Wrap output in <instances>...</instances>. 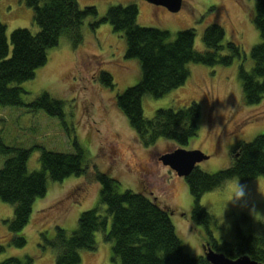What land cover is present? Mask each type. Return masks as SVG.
<instances>
[{"label": "rangeland", "instance_id": "obj_1", "mask_svg": "<svg viewBox=\"0 0 264 264\" xmlns=\"http://www.w3.org/2000/svg\"><path fill=\"white\" fill-rule=\"evenodd\" d=\"M258 1L184 0L182 9L172 12L147 0H78L82 8L96 6L101 16L112 5L135 3L141 26L167 29L173 35L194 28L195 47L199 51L206 50L205 29L217 23L225 29V41L242 46L247 69L253 66L251 50L261 41L253 23ZM0 16L7 26L10 43L16 28H28L34 33L39 30L34 9L26 0H0ZM91 20L88 18L82 28L84 41L77 49L63 36L59 45L49 50L47 63L36 71L35 77L21 84L26 91L23 94L26 104L44 92L63 100V119L45 110L31 111L27 105H0V137L6 145L32 149L30 172L41 169L38 146L65 153H75L81 147L86 151L84 162L88 167L85 174L62 181H53L48 176L46 196L36 200L29 224L18 232H11L6 222L14 216V205L0 198V262L11 256H32L34 264H56L55 250L41 247L42 234L46 232L49 238H54L57 226L74 231L81 213L87 209L100 206V211L105 212V207L99 204L101 184L96 172L112 175L120 182L122 192L128 189L144 192L169 210L185 250L193 256H209L208 228L220 243L237 241L240 232L264 235V195L261 194L264 177L229 180L205 193L201 204L213 216L207 227L191 217L194 198L185 177L160 161L162 154L179 147L201 149L209 158L197 166L206 172H217L232 164L236 145L264 134V98L259 104L245 103L239 77L241 60L237 58L232 65L192 62L190 77L184 85L161 98L146 94L143 97L146 118H152L160 108H181L192 102L201 107L199 134L188 145L180 146L160 138L147 147L116 105L117 95L141 80L140 62L126 57L122 33L115 31L110 23L93 31ZM103 71L113 76V89L101 81ZM5 158L0 154V168ZM238 181L246 186L245 195L232 201ZM17 236L27 238L24 247L13 243ZM96 240L95 250L82 251V264H113L112 244L105 241L102 233H97Z\"/></svg>", "mask_w": 264, "mask_h": 264}, {"label": "trees", "instance_id": "obj_2", "mask_svg": "<svg viewBox=\"0 0 264 264\" xmlns=\"http://www.w3.org/2000/svg\"><path fill=\"white\" fill-rule=\"evenodd\" d=\"M34 9V21L39 30L16 28L7 36V26L0 16V105L28 106L31 111L45 110L52 116L64 118V101L42 93L26 104L22 83L35 77L36 71L48 61V52L59 45L63 36L71 40L77 49L84 41L82 28L88 18L94 31L104 23L123 34L126 40V57L140 62L141 80L119 93L116 105L127 117L139 141L149 147L160 138L186 146L198 136L201 107L197 102L181 108H160L152 118H146L143 97L150 94L161 98L173 89L184 85L190 77L189 64L232 65L238 58L239 77L242 80L244 100L247 105L259 104L264 98V0H259L253 23L261 41L251 50L253 66L245 67L247 59L242 46L225 41V29L210 24L204 31L206 50L195 47L196 30L186 28L173 35L170 30L141 26L138 24L139 7L135 3L109 7L100 15L94 5L82 8L78 0H26ZM106 87L114 88L111 73L103 71L100 77ZM41 150V169L29 171L28 163L32 149L6 145L0 137V154L5 161L0 168V198L14 205V216L9 224L11 232L24 229L30 222L33 207L38 198L48 191V176L62 181L70 176L87 172L85 150L78 147L75 153L57 152L38 146ZM101 184L99 204L83 211L78 227L69 232L56 227V235L49 238L42 234L43 250L56 252V264H82V251L97 248V233L112 244L113 264H213L205 256H193L185 250L172 221L170 211L163 208L144 192L120 190V182L112 175L96 172ZM264 177V134L234 147L233 162L217 172H206L196 167L185 179L194 198L190 214L192 219L209 227L213 216L201 204V198L209 191L221 187L233 179L243 181ZM211 249L224 253L230 259L248 255L264 264V235L239 233L234 242L220 243L208 228ZM18 247L27 244L24 236L14 237ZM35 257H8L0 264H34Z\"/></svg>", "mask_w": 264, "mask_h": 264}, {"label": "water", "instance_id": "obj_3", "mask_svg": "<svg viewBox=\"0 0 264 264\" xmlns=\"http://www.w3.org/2000/svg\"><path fill=\"white\" fill-rule=\"evenodd\" d=\"M156 5L167 7L172 12H178L182 9L184 0H147ZM209 156L201 149L189 150L179 147L173 151H169L160 156V161L170 167L177 175L187 177L197 167V164L208 159ZM211 248V247H210ZM213 264H262L245 255L238 259H230L224 253H217L210 249L207 257Z\"/></svg>", "mask_w": 264, "mask_h": 264}, {"label": "clouds", "instance_id": "obj_4", "mask_svg": "<svg viewBox=\"0 0 264 264\" xmlns=\"http://www.w3.org/2000/svg\"><path fill=\"white\" fill-rule=\"evenodd\" d=\"M211 101H215V100L214 99H210V102ZM222 111H223V109L221 110V112ZM245 190H246V186L240 185V183L238 181L237 189H236V192L233 195L232 201L242 199L244 197V195H245ZM261 194L264 195V193H261Z\"/></svg>", "mask_w": 264, "mask_h": 264}]
</instances>
